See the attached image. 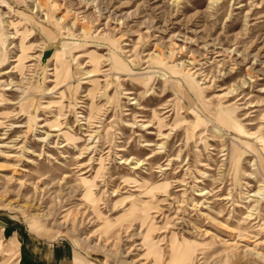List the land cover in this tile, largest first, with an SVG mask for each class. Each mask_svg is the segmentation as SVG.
Here are the masks:
<instances>
[{"label": "rangeland", "instance_id": "rangeland-1", "mask_svg": "<svg viewBox=\"0 0 264 264\" xmlns=\"http://www.w3.org/2000/svg\"><path fill=\"white\" fill-rule=\"evenodd\" d=\"M55 251L264 264V0H0V264Z\"/></svg>", "mask_w": 264, "mask_h": 264}, {"label": "crops", "instance_id": "crops-1", "mask_svg": "<svg viewBox=\"0 0 264 264\" xmlns=\"http://www.w3.org/2000/svg\"><path fill=\"white\" fill-rule=\"evenodd\" d=\"M58 252L61 253L60 249H56ZM55 255H56V251H55ZM54 253L50 255V257L47 259H45V257H37L35 258V260L31 259V262H29L28 260H26L24 258V256L22 255V260H23V264H72L73 262V256L70 255H65L62 253V255H56L55 258Z\"/></svg>", "mask_w": 264, "mask_h": 264}]
</instances>
